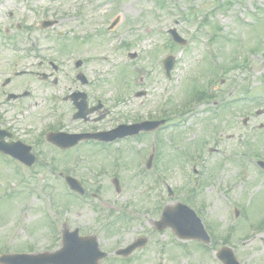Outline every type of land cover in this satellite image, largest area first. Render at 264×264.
Instances as JSON below:
<instances>
[{"label":"rangeland","instance_id":"374dc122","mask_svg":"<svg viewBox=\"0 0 264 264\" xmlns=\"http://www.w3.org/2000/svg\"><path fill=\"white\" fill-rule=\"evenodd\" d=\"M191 8L193 20L184 14L190 15ZM206 17L209 28L200 25ZM263 23L264 0H242L221 10H214V0H0V117L38 157L27 169L0 156V255L57 251L59 231L66 224L71 231L79 228L81 235L97 236L101 249L110 254L139 236L150 239L129 260L118 258L109 264H223L217 258L223 247L233 249L240 264H264V170L257 165L264 161V113L255 114L264 112ZM174 28L187 40L185 46L170 47L168 31ZM211 34L218 36L213 43L208 42ZM249 51L253 53L245 68L243 54ZM166 58L174 63L170 79L163 68ZM213 59L229 71L213 83L219 99L212 106L189 108V91L215 79L216 71L211 72L207 63ZM78 60H84L83 73L97 98L107 95L111 103L121 99L115 120L155 119L171 110V127L158 134L157 156L161 160L162 154L161 167L171 179L173 198L163 185H154L148 174L133 168L135 156L125 157L121 164L118 176L124 180V192L116 196L110 183L114 174L102 160L108 158L72 156L61 153L69 149L47 142L45 130L56 128L58 122L68 131L89 127L85 124L92 115L74 120L77 109L62 120L55 116L49 108L56 105L66 111L65 102L51 101L42 91L52 86L47 76L53 72L51 63L59 68L60 88L81 87L73 75ZM24 70L43 74L41 79L33 74L13 76ZM9 77L12 83L3 87ZM245 85L255 102L223 108L220 98H239ZM26 90L36 101L28 99ZM139 92L145 96L136 98ZM104 103L111 108L105 99ZM104 119L105 113L96 120ZM107 125L96 128L108 129ZM142 138L123 146L125 151L138 149L148 157L153 139ZM210 148L218 153L209 154ZM185 152H195L194 159L185 160ZM63 171L81 179L89 193L102 195L103 202L69 201L59 176ZM179 202H188L199 215L211 236L209 245L153 228L151 221L159 219L162 209Z\"/></svg>","mask_w":264,"mask_h":264},{"label":"water","instance_id":"95a60500","mask_svg":"<svg viewBox=\"0 0 264 264\" xmlns=\"http://www.w3.org/2000/svg\"><path fill=\"white\" fill-rule=\"evenodd\" d=\"M175 35V33H173ZM175 40L181 42L177 36H175ZM171 67H167V70L170 71ZM0 151H3L7 154L13 153L15 157L21 159L22 161L31 165L33 163V157L30 155V149L23 148L18 145L16 149H9L7 146L1 145L0 143ZM72 187L74 183H72ZM75 187V186H74ZM181 210L186 211L189 215L187 216V221L190 224H184L181 220L182 217L177 216L176 218L171 217L170 209H167L164 213V217L160 224H157L159 229H164L166 227H172L176 234L181 238H189V239H198L205 241L206 243L210 242V237L204 230L203 225L200 220L194 214L193 211L184 207L183 205L178 206ZM186 222V221H185ZM190 230H198V233L189 234ZM189 234V235H188ZM76 235H66L65 234V247L62 251L56 254H44L39 256H3L0 258L1 264H98L99 261L105 257L104 254L98 251V245L94 241H90L88 243H84L78 240ZM145 241H139L134 245L130 246L124 251L120 253L124 255H129L134 249L140 247V245H144ZM96 253L97 256H96ZM219 257L226 264H239L235 259L233 253L229 249H224L220 252ZM23 260V261H22ZM22 261V262H20Z\"/></svg>","mask_w":264,"mask_h":264},{"label":"flooded vegetation","instance_id":"af4514ba","mask_svg":"<svg viewBox=\"0 0 264 264\" xmlns=\"http://www.w3.org/2000/svg\"><path fill=\"white\" fill-rule=\"evenodd\" d=\"M43 64H44V62L41 61L39 63V66L42 67ZM29 74H33L37 78L41 79L40 77L43 73L29 70L26 75H29ZM33 75H31V76H33ZM12 81H13V79H11L7 85L3 84V87H9L10 84L12 83ZM47 83H50V82H47ZM51 83H53V81ZM42 91L44 94L49 93L51 95L50 96L51 101H57L59 99H62L65 102V105L67 106L68 109L65 112L62 110L59 111V116L61 117V119L65 118L67 113L69 116L72 115L73 109L76 110V108L74 106V102L71 101V98H77L78 101L82 100L81 96L76 97V95H79L82 93L86 94V101L89 105V108L95 106L100 101L103 104V107L96 114H94L95 117H93L94 115H92L91 120L85 124V126H89L87 129H81V130H77V131H70V130L68 131L65 128H62L63 125L61 123H59L57 128L54 129L55 132H63V133H67L69 135H83V134L86 135V134H93L96 132H108V131H111V130L117 128L118 126H120L122 124L128 123L126 120L119 121V120H115L113 118L114 112L116 111V108L119 105V103H115V102L111 103L110 102L111 100L109 99V96H107V95L103 96L101 98H98V99L96 98V100H95V95H94V93L90 92V89H88V88L84 89V88H80L78 86L67 87V88H59L57 86H48L46 88H42ZM5 92H7V91L5 90ZM29 93L30 92H28V94ZM28 99H34V101H36V98H34V95H32V94H30L28 96ZM104 99L107 101V103H109V104L111 103V105H110L111 108H109V107L107 108V106L104 103ZM104 113H107V119L109 121L107 119H104L103 121H96V119L98 117L102 116ZM82 121H83V119H82ZM142 121L143 120H139L137 122H142ZM130 123L133 124L136 122L130 121ZM102 124H108L106 126V128H108V129L101 130V128H96L97 126L101 127ZM135 140H137V141L141 140V136H136V137H132V138L126 137V139H120V140L108 142V143L98 142L96 140H82L75 147L69 148V150H66V151H61V153L66 152L72 156L75 154H88L92 158L96 157L98 155H104L105 154V155H108L109 157H119L120 159H125V157L132 156V155L129 154V152L125 151V147H124V149H122V147L129 144V142H134ZM137 143H139V142H137ZM76 147L78 149L82 148L83 150L82 151L75 150ZM85 148H87V150H85ZM102 148H104V150H97V149H102ZM113 149H115L116 151L115 150L113 151ZM104 151H106V152H104ZM115 153L117 155H113ZM159 164H161V163L158 161L156 166H158ZM66 175H64L63 172H61L59 174V176L62 178V180L64 182H65L64 178ZM91 197L96 198L98 200L100 199L98 194H96V193L91 194Z\"/></svg>","mask_w":264,"mask_h":264},{"label":"trees","instance_id":"16d2710c","mask_svg":"<svg viewBox=\"0 0 264 264\" xmlns=\"http://www.w3.org/2000/svg\"><path fill=\"white\" fill-rule=\"evenodd\" d=\"M214 1H215L216 4L219 5V8L222 9V8H225V5H228L229 7H232L235 3H237L238 1L240 2L242 0H214ZM255 20H256V23H262V21L259 20V19H255ZM212 38L213 39H217L218 36L214 35Z\"/></svg>","mask_w":264,"mask_h":264}]
</instances>
